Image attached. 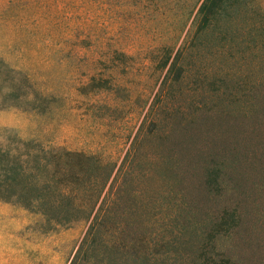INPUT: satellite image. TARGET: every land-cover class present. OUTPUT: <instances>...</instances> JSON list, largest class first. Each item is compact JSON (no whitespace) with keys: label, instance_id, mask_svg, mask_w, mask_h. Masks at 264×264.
Returning <instances> with one entry per match:
<instances>
[{"label":"trees","instance_id":"16d2710c","mask_svg":"<svg viewBox=\"0 0 264 264\" xmlns=\"http://www.w3.org/2000/svg\"><path fill=\"white\" fill-rule=\"evenodd\" d=\"M224 1L167 2L181 15L178 36L190 16L193 35L169 62L174 42L159 45L161 80L117 166L0 128V201L52 226L87 222L67 264H264V74L240 80L239 99L208 93L228 78L207 80L194 43ZM192 68L200 82L180 97ZM1 70L11 68L0 60ZM0 99L35 109L46 98L13 86Z\"/></svg>","mask_w":264,"mask_h":264},{"label":"rangeland","instance_id":"374dc122","mask_svg":"<svg viewBox=\"0 0 264 264\" xmlns=\"http://www.w3.org/2000/svg\"><path fill=\"white\" fill-rule=\"evenodd\" d=\"M168 1L0 0V60L11 68L0 71V95L14 86L46 98L35 109L0 99V128L117 166L161 80L163 71L153 68L159 45L174 42L169 62L193 35L190 16L178 36L183 22ZM219 10L194 43L204 46L207 80L226 76L228 85L202 89L239 99V81L264 74V0H225ZM196 74L189 71L180 97L194 93ZM92 83L103 87L81 92ZM86 225L52 226L0 201V264H67Z\"/></svg>","mask_w":264,"mask_h":264}]
</instances>
